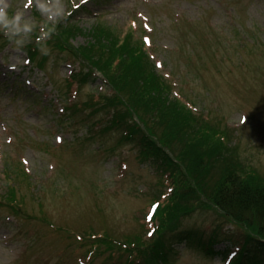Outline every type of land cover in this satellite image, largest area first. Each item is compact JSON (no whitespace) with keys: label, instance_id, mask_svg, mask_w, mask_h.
I'll return each instance as SVG.
<instances>
[{"label":"rangeland","instance_id":"obj_1","mask_svg":"<svg viewBox=\"0 0 264 264\" xmlns=\"http://www.w3.org/2000/svg\"><path fill=\"white\" fill-rule=\"evenodd\" d=\"M5 3L0 29L15 38L64 19L71 7L69 0ZM83 5L73 12L79 31L71 44H84L97 19L142 37L149 61L170 83V96L226 128L236 157L264 176V0H84ZM25 45L0 40V201L12 179L19 203L16 212L9 199L0 206V264H78L92 234L122 238L140 229L157 173L152 159H140L135 141L122 139L123 129L101 131L109 112L65 108L93 92L110 94L100 72L81 86L75 79L71 88L69 76L87 67L53 42L38 47L35 60ZM216 212L198 210L178 231L194 241L217 228L222 236L238 237L242 228ZM173 247L179 253L172 264L229 262L195 243L176 241ZM214 247L221 252L237 244L226 237ZM99 252L92 264H122L128 256L115 248Z\"/></svg>","mask_w":264,"mask_h":264},{"label":"trees","instance_id":"obj_2","mask_svg":"<svg viewBox=\"0 0 264 264\" xmlns=\"http://www.w3.org/2000/svg\"><path fill=\"white\" fill-rule=\"evenodd\" d=\"M82 1L69 0L71 7L64 19L44 22L37 31L35 27L23 36L15 38L7 28L0 29V40L20 39L31 60L37 58L38 47L51 42L61 51H68L87 67L85 73L81 70L69 76L71 88L76 80L81 86L100 72L110 94L93 92L84 102L65 108L74 113L83 107L92 109L91 114L109 112L101 131L123 129L122 139L133 140L140 146V159L154 161L156 186L148 209L139 218L140 229L122 238L92 234L78 264H92L101 248L127 253L122 264H172L171 257L179 253L173 247L176 241L195 243L207 254L221 255L228 264H264V176L236 157L226 128L209 122L185 102L170 96V83L149 61L142 37L135 38L129 29L118 30L97 19L86 32L84 44H71L79 31L72 20L73 12L85 7ZM39 32L47 37L45 41ZM27 36L33 43L24 39ZM46 58L44 55L41 66ZM9 181L0 206L9 199L8 204L16 212L19 203L13 181ZM205 208L217 210V214L237 223L241 234L222 236L217 228L210 237L202 235L194 241L189 233L178 231L185 217ZM226 237L236 242V249L216 251L215 243ZM78 239L85 238L79 235Z\"/></svg>","mask_w":264,"mask_h":264},{"label":"clouds","instance_id":"obj_3","mask_svg":"<svg viewBox=\"0 0 264 264\" xmlns=\"http://www.w3.org/2000/svg\"><path fill=\"white\" fill-rule=\"evenodd\" d=\"M7 8V4L5 3V0H0V21H4L7 16H6V12L5 9ZM19 14L14 17L12 20L13 21H18L19 20ZM26 27V26H25ZM27 30V28H26Z\"/></svg>","mask_w":264,"mask_h":264},{"label":"snow or ice","instance_id":"obj_4","mask_svg":"<svg viewBox=\"0 0 264 264\" xmlns=\"http://www.w3.org/2000/svg\"><path fill=\"white\" fill-rule=\"evenodd\" d=\"M26 7H27V5H26ZM151 234V233H150Z\"/></svg>","mask_w":264,"mask_h":264}]
</instances>
